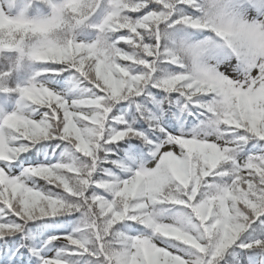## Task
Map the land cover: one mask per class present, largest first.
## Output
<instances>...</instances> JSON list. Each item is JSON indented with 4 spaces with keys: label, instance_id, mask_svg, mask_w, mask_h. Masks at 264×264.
<instances>
[{
    "label": "snow or ice",
    "instance_id": "snow-or-ice-1",
    "mask_svg": "<svg viewBox=\"0 0 264 264\" xmlns=\"http://www.w3.org/2000/svg\"><path fill=\"white\" fill-rule=\"evenodd\" d=\"M0 264H264V0H0Z\"/></svg>",
    "mask_w": 264,
    "mask_h": 264
}]
</instances>
